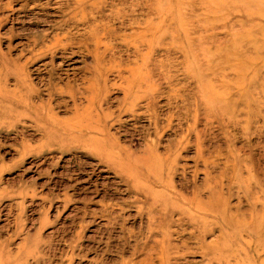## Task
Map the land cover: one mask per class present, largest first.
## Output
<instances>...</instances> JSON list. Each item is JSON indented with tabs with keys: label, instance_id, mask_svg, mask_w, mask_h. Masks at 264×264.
<instances>
[{
	"label": "rangeland",
	"instance_id": "rangeland-1",
	"mask_svg": "<svg viewBox=\"0 0 264 264\" xmlns=\"http://www.w3.org/2000/svg\"><path fill=\"white\" fill-rule=\"evenodd\" d=\"M0 54L16 63L0 61L1 89L26 73L36 93L18 95L49 105L52 130L6 118L0 103V264H161L171 247L139 213L140 180L185 195L216 183L234 220L207 237L210 251L220 264H264V0H0ZM100 136L131 158L184 151L171 170L137 165L136 183L81 144ZM175 227L171 244L191 251L167 250L180 252L169 264L213 256Z\"/></svg>",
	"mask_w": 264,
	"mask_h": 264
},
{
	"label": "bare ground",
	"instance_id": "bare-ground-1",
	"mask_svg": "<svg viewBox=\"0 0 264 264\" xmlns=\"http://www.w3.org/2000/svg\"><path fill=\"white\" fill-rule=\"evenodd\" d=\"M66 1V0H65ZM65 4H68L67 2H65ZM70 18V17H69ZM66 21V20H65ZM69 22V21H68ZM65 24V23H64ZM70 27V26H69ZM72 27V26H71ZM73 27H76L75 24ZM91 29V28H90ZM103 29V28H102ZM149 29V28H148ZM105 31V30H104ZM97 32V31H95ZM94 32V33H95ZM99 33V32H98ZM101 33V32H100ZM149 33V31L147 32ZM147 33L145 34V36L147 35ZM103 34V32L101 33ZM150 34V33H149ZM148 34V35H149ZM110 35V34H109ZM105 36V35H104ZM103 36V38H104ZM140 36V35H139ZM98 37V34H97ZM102 37V36H101ZM98 39V38H97ZM102 39V38H101ZM100 39V40H101ZM99 40V41H100ZM95 41V40H94ZM72 42V41H71ZM97 42V41H96ZM58 43V42H57ZM56 43V44H57ZM97 44H99V42H97ZM55 43L52 45L54 46ZM44 46V45H43ZM42 46V47H43ZM57 46V45H55ZM54 46V47H55ZM59 46V45H58ZM61 46V45H60ZM97 46V45H96ZM49 47V46H48ZM62 47V46H61ZM81 47V46H80ZM38 48V47H37ZM50 48V47H49ZM58 48V47H57ZM83 49V48H82ZM31 50V49H30ZM29 50V51H30ZM48 51V50H47ZM56 51V50H55ZM36 52V51H34ZM39 52V51H37ZM50 52V51H49ZM85 52V51H84ZM95 52V51H93ZM98 52V50L96 51ZM46 53V52H45ZM44 53V54H45ZM52 53V51H51ZM83 53V52H82ZM81 53V54H82ZM37 54V53H36ZM99 54V53H98ZM42 55V54H41ZM97 55V53H96ZM105 55V54H104ZM22 56V55H21ZM98 57V55H97ZM105 57V56H104ZM12 58V57H11ZM97 59V58H96ZM99 59V58H98ZM29 60V59H28ZM27 60V61H28ZM0 61L2 63V67L6 70L8 69L6 64L9 63L10 61L12 62L13 65H16V63L14 61H12L11 59H6L4 58L3 55L0 54ZM96 62V61H94ZM22 63V62H21ZM100 63V62H99ZM101 65V64H100ZM105 65V64H104ZM107 65V64H106ZM25 66V65H24ZM43 67V66H42ZM103 67V66H102ZM11 69V68H10ZM110 70V68H108V66L106 67V70ZM23 70V69H22ZM28 70V69H27ZM105 70V69H104ZM95 71V70H94ZM56 72V71H55ZM12 73V72H11ZM52 73V72H51ZM50 73V74H51ZM22 74V73H21ZM3 73H0V78L2 77ZM5 75V74H4ZM99 75V74H98ZM105 77V73L103 75ZM29 77V76H28ZM53 77V76H52ZM103 77V78H104ZM3 79V78H2ZM38 79V78H37ZM44 79V78H43ZM58 79V77H57ZM138 79V78H137ZM40 80V79H39ZM59 80V79H58ZM62 80V79H61ZM5 81V79H4ZM7 81V80H6ZM5 81V82H6ZM88 81V80H87ZM103 81V80H102ZM55 82V81H53ZM33 83V82H32ZM41 83V82H40ZM87 83V82H85ZM83 85V84H82ZM85 85V84H84ZM103 86V84H101ZM17 88L13 89V90H3L0 87V103L2 105L7 104L8 106V113H6V118L7 117H27L32 119L37 125L38 127L41 128V130L44 132V134H51L52 130L51 128L44 122L43 117H42V112L43 109H49V105L48 106H44L43 105V101H41L40 104H35L34 102H31L30 98L27 101H24L23 98L19 97V93L25 94L27 97H30V95H34L36 93V91L34 90V87H32V84L27 80L26 77V73L25 75H20V77L17 79V83L16 85ZM34 86V85H33ZM39 86V85H38ZM45 86V85H44ZM46 87V86H45ZM86 87V86H84ZM92 87H94L92 85ZM91 87V88H92ZM116 87V86H115ZM138 87V86H137ZM13 88V87H12ZM58 88V87H57ZM113 88V86L111 87ZM89 89V86L87 88V91ZM93 89V88H92ZM91 91V90H90ZM43 93V92H42ZM60 93V92H59ZM57 96V95H56ZM85 97V95H83ZM87 96V94H86ZM91 96V94H90ZM55 97V96H54ZM42 98V97H41ZM92 98V97H91ZM86 99V98H85ZM152 99V98H151ZM90 100V99H89ZM150 100V99H149ZM51 101V100H50ZM91 103L93 101V99L90 100ZM38 102V101H37ZM47 102V101H46ZM89 102V101H87ZM100 102V101H99ZM50 103V102H49ZM150 103V102H149ZM87 104V103H86ZM90 104V103H88ZM93 104V103H92ZM134 105V104H133ZM137 105V104H135ZM25 107V109H23V107ZM52 106V105H51ZM99 106V105H98ZM153 106V105H151ZM89 107V106H87ZM94 107V106H92ZM135 107V106H134ZM138 107V106H137ZM146 107V106H145ZM22 108V109H21ZM78 108V107H76ZM91 108V107H90ZM86 109V112L84 114V116H87L86 118L89 117V109ZM103 108V107H102ZM148 108V107H147ZM150 108V107H149ZM96 109V107H95ZM141 109V108H140ZM139 109V110H140ZM159 109V108H157ZM138 110V109H137ZM138 110V111H139ZM149 110V109H148ZM97 111V110H96ZM134 111V110H132ZM151 111V110H149ZM155 111V110H154ZM47 112V111H46ZM54 112V111H53ZM48 113H50V110H48ZM99 113V111H98ZM104 113V112H103ZM120 114V113H119ZM100 115V114H99ZM105 116L108 115V113L104 114ZM49 118H51V121L53 124H56L55 118H53V116H51V114L48 115ZM157 116V115H156ZM199 116V115H198ZM201 116V115H200ZM74 117L77 119H79V123H76L77 125H81L80 124V120L81 117L79 116V114H76V116L74 115ZM101 116L97 117L98 119ZM108 117V116H107ZM106 117V118H107ZM110 117V115H109ZM109 117L107 119H109ZM113 117V116H111ZM153 117V116H152ZM159 117V116H158ZM170 117V116H169ZM154 118V117H153ZM172 118V117H170ZM200 118V117H199ZM93 118L91 117V120ZM100 120V119H99ZM111 120V119H110ZM170 120V119H168ZM167 120V121H168ZM9 121V120H8ZM77 121V122H78ZM171 121L169 122V124H171ZM197 121V118H196ZM196 121L194 120V122L196 123ZM200 121V120H199ZM70 122V121H69ZM75 122V120H74ZM160 122V120H159ZM90 123V122H89ZM156 123V121H155ZM158 123V122H157ZM168 123V122H167ZM194 123V124H195ZM2 124V121L1 123ZM96 124V123H95ZM99 124V123H98ZM69 125V124H68ZM74 125V124H73ZM83 125V123H82ZM87 125V124H86ZM86 125L84 127H86ZM111 125V124H110ZM159 125V123H158ZM199 125H201V121L199 123ZM209 125V124H206ZM1 126V125H0ZM58 126V125H57ZM91 126V125H90ZM94 126V124H93ZM169 126V125H168ZM171 126V125H170ZM197 126V125H196ZM65 127V126H64ZM95 127V126H94ZM109 127V126H108ZM167 127V126H166ZM74 128V127H73ZM71 128V129H73ZM76 128V127H75ZM74 128V129H75ZM99 128V127H97ZM171 128V127H170ZM207 128V126H206ZM77 129V128H76ZM75 129V131H76ZM81 129V128H80ZM91 129V128H88ZM109 129V128H108ZM208 130L210 128H207ZM95 130V129H92ZM97 130V129H96ZM80 131V130H78ZM101 131V130H100ZM107 131V130H106ZM104 132V131H102ZM109 132V131H108ZM209 132V131H208ZM196 134V133H195ZM62 136V135H60ZM98 136V135H97ZM110 136V135H107ZM89 137V136H87ZM103 138V140H99V138H90L89 140H83V142L81 143L84 147L86 148H90V147H94L95 151H98V154H101L103 151H105L106 153V157L109 160H107L108 162H111L110 165L113 169H115L118 173L120 174H125L128 176H133V178L135 179V182H137V178H140L142 175L139 174L138 169H136V166L139 165L141 167H144L145 165L147 166L148 169H152L154 171H157L158 169L156 168V164H158L159 166L163 167L165 165H168V170L171 167H173V164L177 163L178 161V155L179 153H181L182 147L180 148V150H178V152L173 154V157L168 154L165 158H160L152 149L146 151H144V153L146 152L147 154L141 157H136V155H134L135 157H130L128 155V151L125 149H121L120 147H118L117 142H115L114 144L112 142L109 141H105L103 136H100ZM206 137V136H205ZM160 137H158L159 139ZM85 139V138H84ZM115 140V139H114ZM206 140H208L206 138ZM85 141V142H84ZM111 141V140H110ZM199 141V140H198ZM160 143V142H158ZM158 143H155L158 145ZM211 143V142H209ZM208 143V144H209ZM201 144V143H200ZM212 144V143H211ZM156 145V146H157ZM160 145V144H159ZM134 146V145H133ZM210 147V145H208ZM153 147H155L153 145ZM152 147V148H153ZM158 147V146H157ZM208 147V148H209ZM128 148V147H127ZM159 148V147H158ZM185 149V147H183ZM200 148V147H199ZM157 149V148H156ZM203 149V148H202ZM135 150V149H134ZM158 150V149H157ZM200 149H198V159H202V157H200L201 155V151H199ZM184 151V150H182ZM158 152V151H157ZM209 152V150H208ZM130 153H132L130 151ZM137 154V152H136ZM143 154V153H142ZM102 155V154H101ZM133 154H131L132 156ZM141 155V153L139 154ZM138 155V156H139ZM105 157V156H104ZM180 157V156H179ZM117 161V162H116ZM119 162V163H118ZM197 163H199V161H196ZM211 163V162H210ZM214 166L215 165V162ZM142 164V165H141ZM172 164V165H171ZM207 165V163H205ZM197 165V164H196ZM196 167V166H195ZM174 168V167H173ZM195 169V168H194ZM145 171V170H143ZM171 175V174H170ZM169 175V176H170ZM127 178L132 181L133 179L130 177ZM219 179V178H218ZM221 180V179H220ZM142 182V180L139 181L138 186L136 187L133 182H130L132 185V187H136L137 189V194L141 195L143 197V201H142V206L140 207V215H146V218L148 220V223L150 225V229L152 230V232H157L159 234H161L162 238H163V243H165V241H167L169 243V246L171 247V249L166 245V248L164 246H162L161 248V252L163 253L162 255V260H161V264H169L170 260L173 258L175 261L176 259H178L180 257L179 253L177 251V254L174 257H167V250H172V249H179L182 250L181 252H185V251H191L190 247L187 246V243L181 241V246H176V245H172L171 244V231L170 228L173 226H176L175 228H177L178 230H182L183 227L188 226L189 228H191L190 231V236L193 238V240H195L196 242H198L200 244V247L202 249L207 248V250H209V254L213 251H210L212 249H215L217 246V241L215 239L211 240L210 243L206 242L207 237H211L215 235L216 231H220V236L223 235V233L225 232V226L228 222L229 219H231L228 215V207H227V202L226 200L221 198V194L220 191H218L217 185L216 183L214 185L212 184H208L206 185L203 189H195L192 193V195H185L183 193L177 192L173 186L170 185V183L168 182H158L153 183L152 184V188L148 187L146 185L141 186L140 183ZM144 182V181H143ZM229 182V181H228ZM194 185V184H193ZM220 185V184H219ZM225 185V184H224ZM230 185V184H229ZM228 185V187H229ZM153 186L156 187V191L153 189ZM226 186V185H225ZM221 187V186H220ZM185 189V188H184ZM194 189V188H193ZM125 190V189H124ZM229 190V189H228ZM184 191V190H183ZM230 191V190H229ZM225 192V191H224ZM191 193V192H190ZM133 196V195H132ZM229 198V197H228ZM244 199V198H243ZM242 199V200H243ZM242 200H240L242 202ZM134 204V203H132ZM243 205V204H242ZM235 206V204H234ZM109 207V206H108ZM107 207V209H108ZM112 207V206H111ZM118 207V206H117ZM110 209V207H109ZM129 209V208H128ZM235 209V208H234ZM237 210V209H236ZM111 211V210H110ZM233 211V209H232ZM106 212V211H104ZM109 212V211H108ZM112 212V211H111ZM136 212V211H135ZM234 212V211H233ZM232 212V213H233ZM241 212V211H240ZM112 213H110L111 215ZM264 215V214H263ZM106 216V215H105ZM112 216V215H111ZM121 216V215H120ZM123 216V215H122ZM104 217V216H103ZM124 217V216H123ZM176 217V218H175ZM107 218V217H106ZM112 218V217H111ZM117 218V217H116ZM261 218V217H260ZM108 219V218H107ZM239 219V218H238ZM111 220V219H110ZM234 220V219H231ZM243 220V219H242ZM233 222V221H232ZM241 222V221H239ZM21 223V222H20ZM111 223V222H110ZM117 223V221H116ZM107 224V223H106ZM109 225V224H108ZM241 225V223H240ZM20 226V225H19ZM121 226V225H120ZM146 226V225H145ZM264 227V226H263ZM109 228V227H108ZM113 228V227H112ZM245 228V227H244ZM250 228V227H248ZM23 228L20 229V231ZM185 229V228H184ZM19 230V229H18ZM148 230V229H147ZM244 230V229H243ZM246 230V228H245ZM123 232V230H121ZM255 231V229L253 230ZM251 231V233L253 232ZM258 231V230H257ZM143 232V231H142ZM141 232V234H142ZM259 232V231H258ZM181 232L179 231V233L177 235H179ZM243 233V232H242ZM245 233V231H244ZM249 233V232H248ZM250 233V234H251ZM121 234V233H119ZM145 234V233H144ZM148 234V233H147ZM246 234V233H245ZM124 236V234H122ZM155 237V234H153ZM141 236V235H140ZM144 236V235H143ZM152 237V235H150ZM182 236V233H181ZM121 237V236H120ZM139 237V236H138ZM142 237V236H141ZM139 237V238H141ZM152 237V238H153ZM188 237V236H187ZM216 237V236H215ZM150 238V237H149ZM148 238V239H149ZM179 238V236H178ZM217 238V237H216ZM219 238V237H218ZM128 239V238H127ZM138 239V238H137ZM145 239V236H144ZM143 239V240H144ZM173 239V238H172ZM177 239V238H176ZM181 239V238H180ZM124 240V238H123ZM134 240V239H133ZM142 240V239H141ZM147 240V239H146ZM151 240V239H150ZM174 240V239H173ZM128 241V240H127ZM153 241V240H152ZM157 241V240H156ZM179 241V239H178ZM174 242V241H173ZM130 243V242H129ZM128 243V244H129ZM146 243V242H145ZM150 243V242H149ZM190 243V242H189ZM72 244V243H71ZM127 244V245H128ZM151 244V243H150ZM153 244V243H152ZM73 245L75 246V243H73ZM72 245V246H73ZM80 245V244H79ZM144 245V244H143ZM81 246V245H80ZM79 246V247H80ZM130 246V245H128ZM156 246V245H155ZM131 247V246H130ZM133 247V246H132ZM146 247V246H145ZM144 247V248H145ZM189 247V248H188ZM141 248V246H140ZM158 248V247H157ZM155 248V249H157ZM139 249V247H138ZM142 249V248H141ZM148 249V245L147 248ZM154 249V247H153ZM160 247L157 249L159 250ZM140 250V249H139ZM73 251V250H72ZM77 251V250H76ZM79 251V250H78ZM144 251V250H143ZM146 251V250H145ZM152 251V250H151ZM148 252V251H147ZM156 253V252H155ZM187 253V252H186ZM159 254V253H158ZM182 254V253H181ZM137 255V254H136ZM141 255V254H140ZM145 255V254H144ZM139 256V255H138ZM155 256V255H154ZM256 256V255H255ZM36 257V256H35ZM147 257V256H146ZM145 257V258H146ZM137 258V257H136ZM155 258V257H154ZM257 258V257H256ZM130 260V259H129ZM127 260V261H129ZM133 260V259H132ZM136 260V259H135ZM148 260V259H147ZM125 261V262H127ZM134 261V260H133ZM144 261V260H143ZM142 261V263H143ZM150 261V259H149ZM152 261V260H151ZM62 262V260H61ZM124 262V263H125ZM132 262V261H131ZM147 262V261H146ZM168 262V263H167ZM260 262V261H259ZM128 263V262H127ZM150 263V262H149ZM153 264V262H151ZM204 264H220V260L218 257L215 256V253L213 252V256L208 257L207 255L204 256ZM65 264V263H64ZM132 264V263H131ZM156 264V263H155Z\"/></svg>",
	"mask_w": 264,
	"mask_h": 264
}]
</instances>
